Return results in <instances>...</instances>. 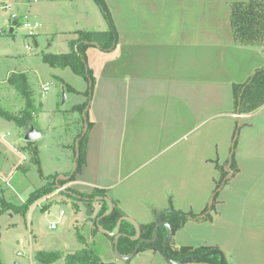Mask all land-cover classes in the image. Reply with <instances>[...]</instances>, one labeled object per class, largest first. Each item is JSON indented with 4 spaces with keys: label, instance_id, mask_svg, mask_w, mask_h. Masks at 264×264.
Here are the masks:
<instances>
[{
    "label": "crops",
    "instance_id": "0c3cea01",
    "mask_svg": "<svg viewBox=\"0 0 264 264\" xmlns=\"http://www.w3.org/2000/svg\"><path fill=\"white\" fill-rule=\"evenodd\" d=\"M78 1L87 0H46L30 8L34 16L42 15V20L33 18L41 22L44 38L41 42L37 38L40 35L35 37V48L43 49L41 43L47 42L48 47L59 49V44L70 45L77 38V31L85 22L75 20L74 27L78 28L53 29L52 9L62 2L78 5ZM238 1L249 0H142L141 10L140 2L130 8L135 12L128 11V16L126 10L124 19H130L128 26L134 29L128 37L118 38L115 49H87L95 85L86 110L88 119L77 116L73 136L76 145L79 135L84 136L83 160L74 179L65 185L87 193L95 188L105 190L107 199L115 202L137 226L151 224L155 214L171 208L201 212L209 205L213 189H174L171 180L176 181L179 173L193 178L195 171L202 175L212 168L215 181L222 163L230 159L233 132L239 120L234 175L221 189L211 218L189 220L185 225L203 222V246L219 250L227 264H264V106L250 114L235 113L233 94L234 84L246 82L264 67V51L260 45L235 42L231 12ZM0 2H5V9L15 4L17 11L25 12L20 0ZM79 7L74 8L85 16L86 10ZM87 27L84 29H94ZM13 73L16 72L8 71L2 82L9 89L13 88L8 82ZM88 86L87 82L77 91L81 99L73 104V113L78 112L75 106L87 101ZM48 91L47 83L43 92ZM1 95L0 90V101ZM39 109L37 115H41ZM0 134L2 141L8 143L10 132L0 130ZM9 145L14 146L10 142ZM32 145L35 152L40 151L36 142ZM62 146L65 159L48 156L46 161H40L42 176L68 179L75 170L76 160L71 161L68 153L71 144L63 142ZM12 148L21 157L15 162L14 153L8 156V150L0 149V178L12 189H18L21 179L12 181L25 161L26 149ZM10 166L14 171L5 180L2 173ZM151 179L157 181L159 189H139L141 185L148 186ZM0 189L6 188L1 184ZM94 229L99 241L110 243V252L98 249L103 262L127 264L115 250L116 236L107 237L96 225ZM174 239L172 236L174 248L191 246ZM106 251L110 253L108 258ZM148 251L151 250L141 253L151 254ZM154 254L162 256L163 259L158 255L155 258L160 264H178L166 255ZM139 256H133L128 264ZM197 261L182 264H206Z\"/></svg>",
    "mask_w": 264,
    "mask_h": 264
},
{
    "label": "rangeland",
    "instance_id": "374dc122",
    "mask_svg": "<svg viewBox=\"0 0 264 264\" xmlns=\"http://www.w3.org/2000/svg\"><path fill=\"white\" fill-rule=\"evenodd\" d=\"M44 1L46 0H39V2L34 0H20V2L25 4L23 5L25 10L23 14L17 11L15 4L13 8L8 7L9 9H5V2H0V90L2 92L0 107L9 114L4 115L0 113V130L2 132H10L7 138L8 143L2 141L0 134V149L4 148L8 150L5 152L8 156L14 153L15 162H17V157H21V155L16 154L12 147L15 146L17 148L21 146V148L24 147V150L26 149L24 152L25 161L18 169V173L14 176V180L13 177L11 179L13 180L12 182H18L21 179L20 183L16 185L18 189H12L0 178V183L6 188L0 189V198H5V201L14 205H22L27 200L30 192L52 181L51 178L41 175L42 173L39 169L41 167L40 161L42 159L46 161L48 156L49 158L51 156L55 159L58 157H63L65 159L66 150L63 151L62 149L63 142L68 145L71 144L69 148L67 147L69 149L68 153H71L70 160L74 162V160L77 159L75 156L76 143L73 139L77 126L74 120L78 118L77 116L80 117L84 115V113L80 111L73 113L71 109L73 104L77 102L79 98L81 99L80 93H77V91L84 87L87 80L82 75L75 73L70 66L63 68L54 67L44 59L45 54H60L70 51L71 46L69 43L68 45L64 43L59 44L61 47L59 49L56 46L48 47L47 42L44 44L41 43L43 49L38 47L35 48V37L37 35H40L37 37L40 41L44 40L43 34L40 32L41 30H39L38 34L35 36H28L27 31L22 26L24 21L27 20L25 15L32 19L38 18L42 20V15L34 16V12H32L30 8L33 6H40ZM105 1L112 15L117 37L119 39H122L123 36L128 37L134 28L131 27L130 24V27L128 26L130 19L127 17L124 19L126 10L127 16L128 11L135 12L130 8L135 7L139 2L141 10L143 6L142 0ZM14 2L15 1H13V3ZM74 5V2L72 5L70 2H62L61 5H57L52 9L54 13V22H52V25H54V27H52L53 29L55 26L58 27L59 30H67L66 26L73 28L75 26V24H73L74 21L81 19V22L82 20L85 22L82 27H79L82 28V30H88L84 29L88 28L87 26H90V29L94 28L93 30L91 29V31L104 32L109 30V23L103 11L94 0H87L85 2L78 1V5H75L78 7L80 5V7H82H79L80 10H83V8L86 10L85 16H80L76 8H74ZM13 15H16V18H14ZM85 18H87V20H85ZM11 28H13V32L10 31ZM55 41L56 39H54V42ZM57 41L59 43L61 40ZM33 47L34 50L32 49ZM90 57L92 58L91 55ZM10 70L25 74V80L30 90V98L33 101V106L30 107V119L24 124H20V121L26 108V98L14 86L12 89H9L6 87L7 83H2L7 76V72ZM47 83L49 85V91L43 92V86ZM64 97H66L65 100ZM36 108H41V115H37L40 109L36 111ZM29 121H33L37 125L44 134L43 137L32 142L25 140L24 128ZM86 126L87 121L84 131L86 130ZM234 134L235 131L233 132V136ZM9 142L14 146L11 147ZM33 142H36L37 145L40 146V151L35 152L32 147ZM78 142L79 139L77 140V143ZM228 161L229 159L222 163L218 169L216 173L217 179L215 181L212 178L211 172H213V169L211 168V171H204L202 175H200L201 171H195L193 173V178H185L179 173L178 177H176V181H173L175 178H172V185L174 184V189H194L195 192L196 189L214 190L216 181L222 177V168L228 165ZM12 171H14L13 167L5 172L6 175L2 173L4 174L2 176L5 180L10 176ZM161 182V186H164V180ZM65 187L68 186L65 185ZM159 187L160 185L157 184V181L151 179L148 186L141 185L139 189H159ZM74 201L75 199L69 195L68 192H58L55 190L36 201L25 213L14 212L12 209L0 213V258L2 263L14 264V261H17L19 264H41L36 259V256L32 259L33 263H31L29 258L30 239L31 250L34 254L39 250L59 251L64 253V255L66 253H75L85 246V242L87 244H95L97 249H101L102 247L110 252V243H108V241L107 243L99 241L96 236V229H94L95 215L97 211L99 212L101 205L95 203V212L88 215L86 208L84 206L77 208ZM3 206L2 202H0V210ZM183 210L186 212L192 209H187L185 207ZM199 210L200 209L193 211L200 212ZM60 211H64L65 214L60 218L57 227L51 229L50 223L52 221H58ZM157 214H155V216L158 217ZM184 225L173 234L177 242L195 247L203 246L201 237L204 235L203 229L205 224H203V222H192ZM20 239H24L25 243L21 244ZM174 244L175 242H172V246H174ZM19 250L23 251L24 255L19 256ZM148 250H151L148 251L151 254L142 255L141 252L144 251L142 250L137 254L141 256L137 257L133 264H160L155 258L158 255L163 259L162 256L154 254L155 251L152 249ZM107 251L106 254L108 255L106 258H108L110 254ZM158 253L165 255V253L163 254L162 252ZM132 260L129 262H132ZM197 262L207 264V262L204 261ZM51 264H64V259L61 258Z\"/></svg>",
    "mask_w": 264,
    "mask_h": 264
},
{
    "label": "trees",
    "instance_id": "16d2710c",
    "mask_svg": "<svg viewBox=\"0 0 264 264\" xmlns=\"http://www.w3.org/2000/svg\"><path fill=\"white\" fill-rule=\"evenodd\" d=\"M101 8L106 20L109 23L108 31H77V38L70 42L71 50L60 54H45L44 59L51 63L54 67L70 66L72 70L82 75L88 82L87 101L77 105L74 109L84 113V118L88 119L86 112L91 101V94L95 85V77L92 70L88 66L87 49L91 46H97L102 50L110 51L116 48L118 37L115 30L112 15L105 0H94ZM231 26L234 40L239 45H260L264 51V0L238 1L232 6ZM9 84L14 86L26 98V108L21 116L20 124L27 122L31 116L30 107L33 101L30 98L29 86L25 80L24 73H13L8 79ZM234 94V111L238 114H250L262 106H264V67L257 69L250 78L241 84L233 85ZM39 108H36L38 111ZM0 113L9 115L0 107ZM241 129L240 121L235 125V134L231 147V155L228 165L222 168V177L216 181L215 189L209 205L201 212L181 211L171 208L158 214L157 220L149 225L137 226L131 219L125 216L123 211L115 202H111L106 197V191L95 188L92 192H80L75 189L64 188L63 191L68 192L75 199V206L82 207L84 203H88L92 210L94 204H100V210L95 215V225L101 229L109 238H115V250L119 257L125 263H129L131 258L145 249H152L155 252L165 253L168 260L174 263L190 261V257L197 256L196 260L204 261L210 264H221L223 257L221 252L217 250L212 252L213 248L209 246H182L174 248L172 246V236L177 229L183 226L188 220L198 221L210 219L211 212L215 209L218 195L221 189L229 182L236 170V146ZM83 134L79 135V142L76 145V168L69 175L68 179L59 178V175L49 177V181L42 188L32 192L22 205H14L5 198L0 202L4 205L0 213L7 210L25 213L37 200L43 198L53 191L64 187V185L74 179L75 173L83 160ZM81 205V206H80ZM160 222V223H159ZM162 222V223H161ZM95 236V235H94ZM166 247V252L164 248ZM36 259L41 264H51L61 258L64 264H101V257L95 244H87L75 253H61L59 251L39 250L36 252ZM0 264H3L0 258ZM223 264H227L224 259Z\"/></svg>",
    "mask_w": 264,
    "mask_h": 264
},
{
    "label": "built area",
    "instance_id": "2783aa9c",
    "mask_svg": "<svg viewBox=\"0 0 264 264\" xmlns=\"http://www.w3.org/2000/svg\"><path fill=\"white\" fill-rule=\"evenodd\" d=\"M22 26H23L24 29L27 31V35H28V36H35V35L38 34V32H39V30H40L42 24H41V22H39L38 20L27 18V20L24 21V23H23ZM47 88H48V87H45V89H47ZM2 136H5V134L2 135ZM64 188H65V187H61V188L57 189L56 191H58V192L63 191ZM64 214H65L64 211H60L58 221H52V222L50 223V228H51V229H54V228L57 227V223L60 221V218H62V217L64 216ZM20 243H21V244H24V243H25L24 239H20ZM18 255H19V256H22V255H24V252L21 251V250H19V251H18ZM35 256H36V255H35V254L32 252V250H31V239H30V240H29V258H30V260H31V263H33V262H32V259L35 258Z\"/></svg>",
    "mask_w": 264,
    "mask_h": 264
},
{
    "label": "water",
    "instance_id": "95a60500",
    "mask_svg": "<svg viewBox=\"0 0 264 264\" xmlns=\"http://www.w3.org/2000/svg\"><path fill=\"white\" fill-rule=\"evenodd\" d=\"M12 31V30H11ZM66 97H64V100ZM87 127V126H86ZM42 137V132L41 130L37 127V125L33 121H29L25 128H24V138L28 142L36 141ZM67 178V177H65ZM84 207L87 210V214L91 215L93 211L91 210V207L88 203L83 204ZM164 251L166 252V247L164 248ZM216 249H213L212 252H216ZM198 257L197 256H192L190 257L191 260H196ZM185 262V261H184ZM224 258L221 261V264H223ZM183 262H179L178 264H182ZM14 264H19L17 261H14ZM101 264H119L115 261H110V262H101Z\"/></svg>",
    "mask_w": 264,
    "mask_h": 264
}]
</instances>
